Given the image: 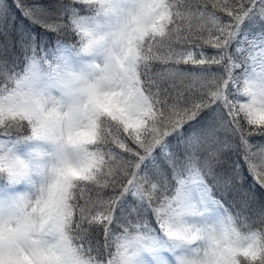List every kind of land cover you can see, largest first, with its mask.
<instances>
[{
  "label": "snow or ice",
  "instance_id": "1",
  "mask_svg": "<svg viewBox=\"0 0 264 264\" xmlns=\"http://www.w3.org/2000/svg\"><path fill=\"white\" fill-rule=\"evenodd\" d=\"M252 136L264 0H0V264H264Z\"/></svg>",
  "mask_w": 264,
  "mask_h": 264
},
{
  "label": "trees",
  "instance_id": "2",
  "mask_svg": "<svg viewBox=\"0 0 264 264\" xmlns=\"http://www.w3.org/2000/svg\"><path fill=\"white\" fill-rule=\"evenodd\" d=\"M11 2H12V0H9V3H11ZM22 2L25 4H28V5L38 4L41 6H47V4L49 3V0H22ZM66 2H67V0H66ZM37 15H39V13H37ZM220 15H223V14L220 13ZM41 18H43V17H41ZM10 23L14 24V27H15V31L13 34H15L16 31H27V32L33 33L37 36H43L47 41H49V43L51 44L52 47H55L56 33H51L49 31H47L46 29L42 28L39 24L33 23V21L30 18L25 17L19 9L15 8L14 5L12 8V15L10 17ZM73 42L74 41L71 39H69L67 41V43H69V44H72ZM207 51L212 52L214 50L213 49H207ZM21 59H23L22 56H21ZM181 67H191V66L181 65ZM246 127H247V125H246ZM220 135L223 138L229 134L222 131L220 133ZM250 140L253 141L254 145H258V144L264 142V138L259 137V136H252V137H250ZM117 151H119V150L117 149ZM239 162L241 164H244L242 157L240 158ZM245 172L247 175V185H255V189L258 193L261 191H264V190H261L259 188V185L255 184L254 178L250 174H247V166L246 165H245Z\"/></svg>",
  "mask_w": 264,
  "mask_h": 264
}]
</instances>
